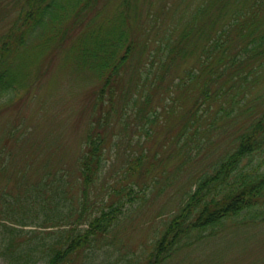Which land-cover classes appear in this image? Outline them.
I'll list each match as a JSON object with an SVG mask.
<instances>
[{
    "label": "trees",
    "instance_id": "trees-1",
    "mask_svg": "<svg viewBox=\"0 0 264 264\" xmlns=\"http://www.w3.org/2000/svg\"><path fill=\"white\" fill-rule=\"evenodd\" d=\"M13 2L17 13L0 33V105L32 87L27 64L47 52L59 55L69 88L89 89L91 102L75 178L68 163L50 160L64 147L59 137L35 144L22 121L7 128L4 140L21 142L24 156L33 149L45 156L36 181L19 185L24 193L0 191L6 264H73L126 205L146 200L145 191L163 194L174 175L191 168L201 171L193 187L180 184L182 199L145 264L163 263L182 241L216 235L226 221L264 229V0H0ZM62 107L71 112L68 101ZM132 130L143 135L135 141L139 153L128 151L111 180L105 151ZM164 151L165 162L178 157L180 170L146 181L154 165L164 167L156 156Z\"/></svg>",
    "mask_w": 264,
    "mask_h": 264
},
{
    "label": "rangeland",
    "instance_id": "rangeland-1",
    "mask_svg": "<svg viewBox=\"0 0 264 264\" xmlns=\"http://www.w3.org/2000/svg\"><path fill=\"white\" fill-rule=\"evenodd\" d=\"M18 5L15 2L0 4V33L6 30L14 18ZM58 56V54L53 56L52 52H47L39 61L27 64L32 70L30 74L32 87L28 90L21 89L13 101L5 106L0 105V191L3 190L6 196L24 193L23 188L19 190V185H26L27 181H36L40 176L39 164L45 156L36 149L24 156L22 152L25 146L19 148L21 142L14 144L11 140H4V136L8 134L7 128L14 124L19 125L21 121L23 126L20 128L31 129L27 133L28 140L35 144L48 135H52L54 141L57 137L63 141L62 151H59L56 157L51 155L50 160L59 159L68 163L67 166L71 168L70 175L75 178L72 174L76 172L74 163L80 153L77 152L78 139L83 127V114L90 107V91L81 87L69 88L72 83L65 76L63 67L59 65ZM26 69L25 67L24 70ZM66 101L72 106L71 112L62 107ZM29 126L31 128H28ZM133 132V130L130 132L131 136H121L119 148L112 145L111 149L109 146L105 151L107 164H110L107 168L115 169L111 180L116 179L118 171L126 164L129 157L128 151L133 154L139 153L135 141L142 139L143 135ZM156 143L155 138L153 144H149L150 148L155 147ZM128 145L131 147L129 148ZM120 146L126 147V151H118L121 149ZM156 156L159 159L163 158L164 167L157 169L154 165L155 170L151 169L147 173L146 181L154 176L159 179V182L165 180L167 176L173 177V167L176 166L178 157H172L165 162V151L163 156L158 154ZM147 157H150V151ZM211 158L212 156H209L203 162ZM1 164L4 169H1ZM156 170L158 172L161 170V174L155 172ZM178 170L180 168L176 166L175 171ZM200 171V168L196 169V172L195 168L180 171L174 175L177 177L172 181L171 187L157 197H153L152 193L148 196L151 191H145L148 192L147 199L126 205L119 220L107 232L94 241L91 247L82 252H76L72 256L73 264H145L148 255L154 250L155 239L169 219V214L176 209L178 198L179 201L182 199L183 187L186 189L193 187ZM192 172L195 173L191 175ZM183 181L186 185L179 187ZM69 189L74 194L72 198L78 195L77 185L72 184ZM95 206L94 210L91 208L94 212L97 211ZM226 223L228 226L224 230L216 235L202 237L199 242L183 246L184 241H182V246L161 264H264V229H261V226L236 229L231 221ZM28 228L30 226H23V229ZM55 228L57 227L36 228V230L46 233ZM242 243H245L243 248H241ZM257 257L260 258L256 262L254 259ZM0 264H6L2 258H0Z\"/></svg>",
    "mask_w": 264,
    "mask_h": 264
}]
</instances>
